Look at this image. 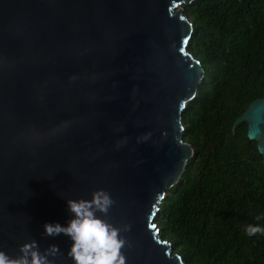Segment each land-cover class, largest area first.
I'll return each instance as SVG.
<instances>
[{"label":"water","instance_id":"95a60500","mask_svg":"<svg viewBox=\"0 0 264 264\" xmlns=\"http://www.w3.org/2000/svg\"><path fill=\"white\" fill-rule=\"evenodd\" d=\"M195 0H0V250L55 244L75 264L67 200L104 189L127 264H182L158 236L161 202L193 156L182 115L203 79L187 51ZM247 126L264 165V98Z\"/></svg>","mask_w":264,"mask_h":264},{"label":"trees","instance_id":"16d2710c","mask_svg":"<svg viewBox=\"0 0 264 264\" xmlns=\"http://www.w3.org/2000/svg\"><path fill=\"white\" fill-rule=\"evenodd\" d=\"M187 51L203 79L182 115L193 156L158 210V236L182 264H264V165L234 121L264 98V0H195ZM259 217V219H257Z\"/></svg>","mask_w":264,"mask_h":264},{"label":"clouds","instance_id":"9594fccd","mask_svg":"<svg viewBox=\"0 0 264 264\" xmlns=\"http://www.w3.org/2000/svg\"><path fill=\"white\" fill-rule=\"evenodd\" d=\"M114 203L110 193L104 189L93 192L91 200L69 199L68 210L73 217L66 226L46 223L45 235L68 236L73 241L68 255L75 264H127V256L122 250L129 244L121 233L129 231L130 226L117 227L97 215L99 212L107 216ZM246 232L250 237L264 235V227L249 225ZM59 252L55 244L41 252L38 242L32 240L21 245L15 257L0 250V264H52L49 257H55Z\"/></svg>","mask_w":264,"mask_h":264}]
</instances>
